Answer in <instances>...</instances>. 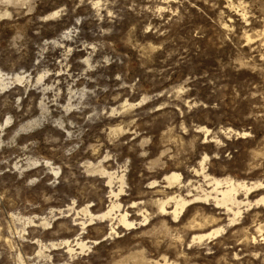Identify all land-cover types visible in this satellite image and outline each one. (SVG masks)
<instances>
[{
    "label": "rangeland",
    "instance_id": "obj_1",
    "mask_svg": "<svg viewBox=\"0 0 264 264\" xmlns=\"http://www.w3.org/2000/svg\"><path fill=\"white\" fill-rule=\"evenodd\" d=\"M0 72V264H264L262 207L157 204L264 186V0H0Z\"/></svg>",
    "mask_w": 264,
    "mask_h": 264
},
{
    "label": "bare ground",
    "instance_id": "obj_2",
    "mask_svg": "<svg viewBox=\"0 0 264 264\" xmlns=\"http://www.w3.org/2000/svg\"><path fill=\"white\" fill-rule=\"evenodd\" d=\"M3 79H4L3 75L0 72V81H2ZM243 134H246V133H243ZM241 136H243V135H241ZM246 136H247V134H246ZM202 170H203V168H202ZM104 173H106V172H104ZM106 174H108L107 183L112 184L111 180H112L113 174H110V173H106ZM204 178H207V175L204 174ZM165 179L169 185H172L173 183L179 182L180 174L172 172L170 174H167ZM118 180L120 182V188H119L118 192L114 193L113 191H111V193L115 197L119 193H120V195L122 194L121 192H123V185L126 183L124 181L123 175L119 176ZM209 185L212 187L210 192H206V191L202 190L204 192L202 195H196V196H192L191 198H185V197L178 194V195L169 197L167 200H158L157 201L158 212H161V213L167 214V215L171 214L173 216V218L177 219L179 217V215H182L181 213L182 212L184 213L186 211V209H188L190 206H192L194 204L209 202L211 200L213 206L216 209L222 210V212L229 213V215H231V217L229 218V222L234 223L242 216V213L244 212V210L252 208V206L262 207L264 209V195H261L254 200H250V196L256 190H260V189L264 188V186L261 183H249V182L246 183L244 181L243 182L235 181L229 177H226V178H221V179L210 178L209 179ZM150 186L155 187V182L150 183ZM239 191L244 192V196H245L244 200L238 199ZM169 201H172L173 205L171 206V208L167 209L166 206L169 204ZM119 206L120 205H117L114 201H111L109 206H108V209L106 211L102 212L101 214H99L98 218H101L102 220L106 219L107 217L111 216V213L114 211V209L115 208L117 209ZM243 207H245V208H243ZM219 212H221V211H219ZM119 216H120L119 222H120V224L122 223L121 225H123L125 227H129V228L133 227L134 223L127 219V213L126 212L121 213ZM211 218H213V217H211ZM89 220L92 221L93 217H90ZM203 221H205V220H203ZM212 222H215V221L213 220ZM190 226H192L193 228H197V230L202 229V224L200 222H197V221L195 222V220H192L190 222ZM221 230H223V228L220 227V228L214 229L208 233L198 235V236L193 238V241L194 240L203 241L205 239L211 238L212 236L219 234L221 232ZM257 230L259 232H261V226H258ZM262 230H263V228H262ZM65 244H66L67 250L69 252H72L73 249H72L71 245L68 243V241H66ZM75 245L76 246L78 245L81 250L86 248V245L84 243L76 242ZM53 246H54V244H53Z\"/></svg>",
    "mask_w": 264,
    "mask_h": 264
}]
</instances>
